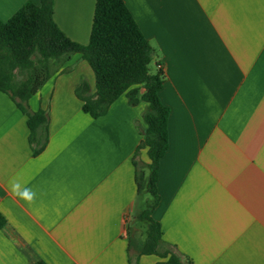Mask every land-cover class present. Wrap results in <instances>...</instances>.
<instances>
[{
  "label": "crops",
  "instance_id": "1",
  "mask_svg": "<svg viewBox=\"0 0 264 264\" xmlns=\"http://www.w3.org/2000/svg\"><path fill=\"white\" fill-rule=\"evenodd\" d=\"M27 2L0 0V20ZM156 50L167 150L151 213L163 244L189 264H264V0H123ZM96 0H53L52 19L87 45ZM95 78L73 54L28 101L47 117L45 147L0 92V264H166L139 256L137 152L146 103L125 94L91 118L75 96ZM41 135V132H39Z\"/></svg>",
  "mask_w": 264,
  "mask_h": 264
},
{
  "label": "trees",
  "instance_id": "2",
  "mask_svg": "<svg viewBox=\"0 0 264 264\" xmlns=\"http://www.w3.org/2000/svg\"><path fill=\"white\" fill-rule=\"evenodd\" d=\"M52 12L53 0H39L38 5L27 2L8 21L0 20V92L7 94L26 115L29 141L38 146L35 154L47 142V137L42 135L47 117L42 111L30 112L28 101L45 84L54 68L73 54H80L94 74V93L84 79L74 91L82 103L81 110L91 118L106 114L110 105L123 94L131 106L146 103L142 116L143 140L137 152L146 148L149 163L138 164L136 183L138 193L145 191L149 200L136 216L137 221L146 225L138 254L167 258L166 264H189L174 254L160 252L161 229L151 217L159 202L157 172L167 150L169 116L168 108L158 95L165 74L156 50L143 37L123 0H96L89 41L84 46L72 42L57 28ZM3 224L0 216V227Z\"/></svg>",
  "mask_w": 264,
  "mask_h": 264
},
{
  "label": "rangeland",
  "instance_id": "3",
  "mask_svg": "<svg viewBox=\"0 0 264 264\" xmlns=\"http://www.w3.org/2000/svg\"><path fill=\"white\" fill-rule=\"evenodd\" d=\"M148 200H149V195L145 191H143L141 193V195L139 196V199H138L139 203H143L144 204ZM145 233H146V225H145V223L139 222L136 231H134V237L136 239L135 240L136 244L134 243V245H137L139 247L142 245V243H143V241L145 239ZM160 252H162V253L163 252H168V253L173 254V249L169 248L167 246H161L160 247Z\"/></svg>",
  "mask_w": 264,
  "mask_h": 264
}]
</instances>
